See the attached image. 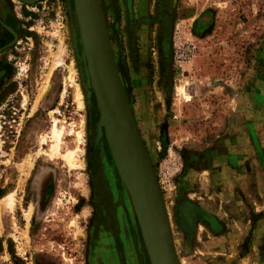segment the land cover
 <instances>
[{"label":"rangeland","instance_id":"1","mask_svg":"<svg viewBox=\"0 0 264 264\" xmlns=\"http://www.w3.org/2000/svg\"><path fill=\"white\" fill-rule=\"evenodd\" d=\"M98 2L179 263L264 264V0ZM2 3L0 264H154L75 0Z\"/></svg>","mask_w":264,"mask_h":264},{"label":"water","instance_id":"2","mask_svg":"<svg viewBox=\"0 0 264 264\" xmlns=\"http://www.w3.org/2000/svg\"><path fill=\"white\" fill-rule=\"evenodd\" d=\"M75 10L88 69L102 115V124L118 157L124 179L134 194L141 199V221L148 237L154 264H165L164 261L167 264H180L175 251L163 196L147 156L136 144V138H134L129 122L128 104L123 96L121 83L107 48L108 43L100 36V30L105 29L101 6L98 0H75ZM101 40L104 42L105 49ZM112 89L116 93L112 92ZM112 93H114L116 104L111 97ZM111 118L116 119L119 124L125 150L138 163L141 177L145 182L144 186L137 184L129 175L130 170L121 156L122 153L116 132L112 127Z\"/></svg>","mask_w":264,"mask_h":264},{"label":"bare ground","instance_id":"3","mask_svg":"<svg viewBox=\"0 0 264 264\" xmlns=\"http://www.w3.org/2000/svg\"><path fill=\"white\" fill-rule=\"evenodd\" d=\"M100 30V29H99ZM102 29L100 30V36H101V39H103V34H102ZM101 44L103 46V48L105 49L104 47V42L101 40ZM74 71V70H73ZM113 91L112 92H115L116 91L114 89H112ZM80 92V91H79ZM113 95H111L112 99H113V102L116 104L115 102V99H114V93H112ZM79 96V95H78ZM82 96V95H81ZM79 98V97H78ZM80 103V102H79ZM81 105V104H80ZM118 105V104H117ZM122 109V108H121ZM111 122H112V127H113V130L116 132V136H117V140L119 142V148L121 150V153H122V158H123V161L125 162V164H127V168L130 170L129 171V175L131 177V179H133L137 184L139 185H142L144 186L145 185V182L143 181V178L141 177V174H140V171H139V167H138V163L136 161L135 158H133L130 154H128V152L125 150L124 148V145H123V139L120 135V128H119V124L117 122L116 119L114 118H111ZM74 129V128H73ZM80 135V134H79ZM78 135V136H79ZM77 137V136H76ZM80 137V136H79ZM60 139H61V133L60 131L57 130L56 126L54 127V130H53V140L55 141V145L52 146L51 148V155H57L58 154V150H59V142H60ZM64 153V152H63ZM66 155L64 156V158L67 160V162L73 166H76V163L74 161L75 159V154L73 152H69V153H65ZM119 169V168H118ZM123 178V177H122ZM12 196V195H11ZM30 211V209L28 210ZM172 213H173V209L171 207L167 208V214H168V219L170 220V217H172ZM28 214V217H29V213ZM170 223V227H171V230H176V227L174 224H171V221H169ZM175 246V245H174ZM181 250H182V243L177 241L176 242V246H175V251H176V254L178 256L179 253H181ZM165 264H167L166 261H164Z\"/></svg>","mask_w":264,"mask_h":264},{"label":"flooded vegetation","instance_id":"4","mask_svg":"<svg viewBox=\"0 0 264 264\" xmlns=\"http://www.w3.org/2000/svg\"><path fill=\"white\" fill-rule=\"evenodd\" d=\"M0 10H1V11H5V10H7L6 6L3 5V3L0 5Z\"/></svg>","mask_w":264,"mask_h":264}]
</instances>
